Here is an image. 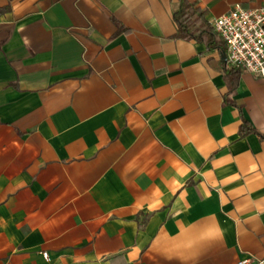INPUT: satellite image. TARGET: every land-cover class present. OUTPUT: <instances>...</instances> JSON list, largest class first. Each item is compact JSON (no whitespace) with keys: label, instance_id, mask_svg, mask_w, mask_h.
Listing matches in <instances>:
<instances>
[{"label":"crops","instance_id":"crops-1","mask_svg":"<svg viewBox=\"0 0 264 264\" xmlns=\"http://www.w3.org/2000/svg\"><path fill=\"white\" fill-rule=\"evenodd\" d=\"M178 8L0 0V264H264V77L226 103Z\"/></svg>","mask_w":264,"mask_h":264},{"label":"built area","instance_id":"built-area-1","mask_svg":"<svg viewBox=\"0 0 264 264\" xmlns=\"http://www.w3.org/2000/svg\"><path fill=\"white\" fill-rule=\"evenodd\" d=\"M211 24L223 40L226 62L264 77V4L258 8L236 5L216 16ZM42 256L48 259L46 252ZM238 264L254 263L244 258Z\"/></svg>","mask_w":264,"mask_h":264},{"label":"trees","instance_id":"trees-1","mask_svg":"<svg viewBox=\"0 0 264 264\" xmlns=\"http://www.w3.org/2000/svg\"><path fill=\"white\" fill-rule=\"evenodd\" d=\"M172 20L175 22L177 35L183 39L202 43L208 49H225L223 40L214 31L212 24L205 18V13L200 7L190 4L187 0H179V8L173 12ZM239 72L240 69L238 67L230 66L228 63L225 64L223 69L227 91L226 103L231 106H237L232 96L239 82ZM241 119L243 120L242 126L244 128L254 130L248 125L242 115ZM257 134L264 138V133L257 132Z\"/></svg>","mask_w":264,"mask_h":264},{"label":"water","instance_id":"water-1","mask_svg":"<svg viewBox=\"0 0 264 264\" xmlns=\"http://www.w3.org/2000/svg\"><path fill=\"white\" fill-rule=\"evenodd\" d=\"M223 55H224V59H225V56H226L225 51L223 52Z\"/></svg>","mask_w":264,"mask_h":264},{"label":"rangeland","instance_id":"rangeland-1","mask_svg":"<svg viewBox=\"0 0 264 264\" xmlns=\"http://www.w3.org/2000/svg\"><path fill=\"white\" fill-rule=\"evenodd\" d=\"M221 38V37H220Z\"/></svg>","mask_w":264,"mask_h":264}]
</instances>
